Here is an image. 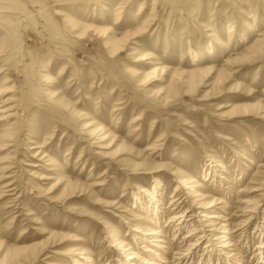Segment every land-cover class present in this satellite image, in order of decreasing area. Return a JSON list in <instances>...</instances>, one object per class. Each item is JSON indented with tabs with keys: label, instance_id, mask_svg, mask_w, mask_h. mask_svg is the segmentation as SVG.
I'll return each mask as SVG.
<instances>
[{
	"label": "rangeland",
	"instance_id": "obj_1",
	"mask_svg": "<svg viewBox=\"0 0 264 264\" xmlns=\"http://www.w3.org/2000/svg\"><path fill=\"white\" fill-rule=\"evenodd\" d=\"M262 33L264 0H0V264H264V55L229 64Z\"/></svg>",
	"mask_w": 264,
	"mask_h": 264
},
{
	"label": "bare ground",
	"instance_id": "obj_2",
	"mask_svg": "<svg viewBox=\"0 0 264 264\" xmlns=\"http://www.w3.org/2000/svg\"><path fill=\"white\" fill-rule=\"evenodd\" d=\"M230 32H233L234 30H235V25H234V23H232V22H230ZM89 28H91V29H93L92 27H89ZM96 29V28H95ZM100 31H101V29H100ZM99 31V32H100ZM84 34V33H83ZM82 34V35H83ZM104 34H106V33H104ZM85 35V34H84ZM261 37L258 39V40H256L253 44H252V46H250L244 53H242V54H239V55H236V56H234L233 58H230V63L229 64H231L232 63V65L233 64H238V63H247V62H255L257 59H259V58H261L262 57V55H264V33H262L261 35H260ZM115 43V42H114ZM112 52H113V54L114 53H118V52H121L122 51V46L120 45V44H118V43H115L114 45H113V47H112V50H111ZM112 54V55H113ZM149 55V54H148ZM148 55H146V56H148ZM143 57H145V56H143ZM142 57V58H143ZM211 69V67H209V69L208 68H206V69H199V70H195V71H190L189 73H188V75H187V78H186V82H188V83H190V85H191V83H194V81H195V78L196 77H199L200 79H201V77H204L205 75H207V74H209L208 72H209V70ZM168 69H167V67L165 66V65H160V66H156V67H154L148 74H147V76H154L155 74H164L166 71H167ZM228 71V70H227ZM227 71H225L224 73H226ZM232 73V72H231ZM227 75H229V74H227ZM173 76H176V75H173ZM230 76V75H229ZM177 77V76H176ZM180 77V76H179ZM2 92H4V89H3V86H1L0 85V95L1 94H3ZM6 92V91H5ZM2 103V104H1ZM1 105H0V120H5V119H8V118H10V115L8 114V111H10L11 109H7V108H9V107H5L6 106V104L7 103H5V101H1ZM4 104V105H3ZM5 107V109H1V107ZM243 109H245V111H248V108L247 107H245V108H243ZM92 130V129H91ZM94 130H95V132L97 131V132H101V131H103L104 130V127H100V126H95V128H94ZM110 134V133H109ZM7 135V134H6ZM5 134H3V137L1 138L2 140L3 139H5V138H7V136H6ZM98 136H100V137H104L105 138V136H108V134H106V131H103V132H101ZM38 146V145H37ZM264 177V176H263ZM189 181L190 182H194V181H196V179L195 178H193V177H190V179L189 180H182L181 178L180 179H178L177 180V188H178V191L179 190H182V189H185V191H186V188H189L190 187V185H189ZM11 184V183H10ZM9 184V185H10ZM160 184H161V182L158 180V182H156L155 183V186H154V189H150L149 191H147V194H148V196L150 197V200L152 201V203L154 202H157V204H159V200L160 199H158L157 198V195H158V191H159V187H160ZM9 185H6V186H9ZM176 188V189H177ZM175 189V190H176ZM249 189H251V188H249ZM245 190V189H244ZM245 191H247V190H245ZM263 191H264V180H263V182L261 183V185H257V186H254L253 188H252V190H250V191H247V192H259L260 193V196H261V194H263ZM251 193V194H252ZM174 196V195H173ZM258 196V197H257ZM257 196H255V197H248V198H246L245 200H244V203H246L245 205V211L246 212H249V214H251V213H254L255 211H256V208H257V205H258V198L260 197L259 195H257ZM174 198H175V196H174ZM176 201H177V199H175ZM216 200V199H215ZM174 201V200H173ZM220 201V200H219ZM216 203V201H214L213 200V202L210 204V206L211 205H213V204H215ZM158 207V206H157ZM157 207H155L154 209H152L153 211L152 212H154L155 214H158L159 213V209L157 208ZM151 210V209H150ZM243 211V210H242ZM204 216H206V217H208V218H217L218 217V215L217 214H214V213H209V212H205L204 214H203ZM184 216V214H172V216H171V218L169 219L170 221H173V220H178V219H181V221H183V219H182V217ZM216 221V220H215ZM181 223V222H180ZM106 228H109V226H106ZM161 228V227H160ZM160 228H155V229H153L149 234H153V235H158L160 232H161V230H160ZM138 231H140V229H137ZM190 232H192V231H190ZM227 232H229V230L227 231ZM109 234H108V236L109 237H111L112 236V232L110 231V232H108ZM190 235H192L191 233L189 234V237H190ZM226 238L224 239L225 241H223L224 243H222V245L221 246H223V247H226V246H230V245H233L232 243L230 244V243H228V240L230 239V237L229 236H225ZM159 239L160 238H156V240H158L159 241ZM119 243V247H120V249L122 250V251H124V252H127V250H129V249H131L132 248V246L130 245V243H128V242H125V241H119L118 242ZM155 245V244H154ZM143 246V245H142ZM141 246V247H142ZM146 247V250L148 251V250H150L149 249V247H147V246H145ZM260 247V246H259ZM32 248H30L29 246H22V247H18V248H15V249H13V250H11V248H7L6 249V253H5V259L7 260V262H8V264H29L30 263V261L33 259V258H35V257H37V253H34V252H32ZM152 250V249H151ZM153 251V250H152ZM137 252H131V256H130V258H136L137 257ZM156 255H158L157 253H156ZM36 259V258H35ZM243 262H247L246 261V259L243 257ZM241 260V261H242ZM32 261H34V260H32ZM131 261V260H130ZM76 264H78L79 262L78 261H76L75 262ZM262 263H264V258H263V261H262ZM81 264H86V263H81ZM131 264H134V262H132ZM150 264H160V262L158 263V262H155V261H151L150 262ZM227 264H228V262H227ZM245 264V263H244Z\"/></svg>",
	"mask_w": 264,
	"mask_h": 264
}]
</instances>
